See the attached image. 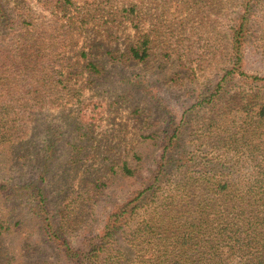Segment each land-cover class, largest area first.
I'll list each match as a JSON object with an SVG mask.
<instances>
[{"label": "rangeland", "instance_id": "374dc122", "mask_svg": "<svg viewBox=\"0 0 264 264\" xmlns=\"http://www.w3.org/2000/svg\"><path fill=\"white\" fill-rule=\"evenodd\" d=\"M64 2L0 0V264H68L46 219L73 246L96 232L150 184L174 129L156 194L94 261L188 264L177 261L188 255V244L179 252L188 203L178 196L188 194V176L217 174L229 194L264 177L253 160L264 154V80L247 76L264 77V0H71L66 10ZM242 15L248 34L237 49ZM146 38L148 57L132 58ZM34 42L49 55L29 57ZM237 60L247 75H226ZM124 162L134 174L124 175ZM169 191V208L155 203Z\"/></svg>", "mask_w": 264, "mask_h": 264}, {"label": "trees", "instance_id": "16d2710c", "mask_svg": "<svg viewBox=\"0 0 264 264\" xmlns=\"http://www.w3.org/2000/svg\"><path fill=\"white\" fill-rule=\"evenodd\" d=\"M70 4H72L71 0H65L59 7L66 10ZM0 17L3 15L0 14ZM246 21L247 15H242L234 29V48H240L247 37ZM26 35H33V29H27ZM147 44L148 39L146 38L142 41V46H132L130 48L131 57L139 61L145 60L149 55ZM44 45L34 42L29 57L37 56L40 59L47 57L49 54H45ZM44 62L49 66L54 61L46 59ZM89 67L95 68L93 62L89 63ZM233 72L247 75L240 68L239 60L226 71V75ZM247 76L264 80V77ZM257 115L264 118V106L260 108ZM167 132L165 141L161 142L160 162L150 184L138 191L132 198L119 204L117 208L110 210L96 232L84 233L79 238L78 244L73 246L64 232L53 224V220L50 217L46 219L45 228L51 239L60 247L59 252L66 256L68 264H97L94 260L105 249L109 239L115 236L117 229L124 225L122 221L127 217L130 218L137 208L144 203L147 204L151 195L156 194L155 187L171 161L170 152L173 139L177 136L176 129ZM253 160L257 172L264 173V154L254 155ZM205 168L210 171L204 172L212 173L214 166L208 161L205 162ZM230 170L234 172L233 168ZM122 171L124 175L134 174V170L127 162L123 163ZM216 175L203 176V179L198 180L195 176H188V194L183 191L181 195H178L180 201L188 203L184 206L188 207V237H182L183 250L179 251L180 253L185 251L184 246L188 244V255L178 256L177 261H188V264H230L232 261H236V264H264V229H262L264 227V177L254 180L244 191L229 194L226 192L230 187L229 182L215 180ZM40 199L46 200L44 194ZM175 201L176 195L169 191V193L158 196L155 203L169 208ZM39 207V212L46 214L44 202ZM169 218L175 220L176 216H169ZM146 224L148 227L154 225L152 220H148ZM167 257L168 255L165 259ZM161 258L162 256L152 254L147 257L150 262L161 260Z\"/></svg>", "mask_w": 264, "mask_h": 264}]
</instances>
